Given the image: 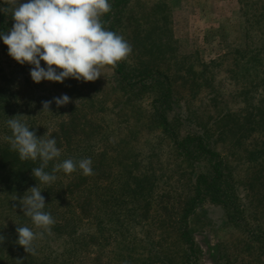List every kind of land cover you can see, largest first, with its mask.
Returning <instances> with one entry per match:
<instances>
[{
	"label": "trees",
	"instance_id": "1",
	"mask_svg": "<svg viewBox=\"0 0 264 264\" xmlns=\"http://www.w3.org/2000/svg\"><path fill=\"white\" fill-rule=\"evenodd\" d=\"M130 2L109 0L111 11L101 17L107 30L125 36L132 46L128 58L113 68V97L100 96L102 89L95 82L71 77L55 82L71 102L50 105L53 115L59 116L51 130H38L33 120L23 118L29 100L18 102L0 63V235L5 237L0 264H205V248L196 234L209 204L227 213L230 239L217 249L221 258L227 264H235L233 258L238 256L242 258L238 264H264V212L257 210L264 208V192H258L259 202L253 204L249 182H240L217 151L227 139L254 165L264 162V140L252 146L243 140L262 137L264 110L244 115L229 114L224 106L217 114L185 110L165 56L175 50L168 5L156 4L153 13L141 17L127 14ZM6 7L0 0V8ZM238 17V30L246 38L240 45L227 42L226 72L237 93L254 103L259 89H264V0H240ZM13 24L11 15L0 11V32L6 33ZM126 26L132 29L130 35ZM0 48L21 65L8 54L2 38ZM215 63H202L205 70L200 75L195 65L187 70L182 66L191 100L197 88L208 91L209 112L210 104L219 108L225 96L214 81L200 82L196 76ZM108 101L118 111H111ZM11 118L25 122L37 137L55 138L61 155L45 171L51 173L55 164L68 158H91L94 174L85 176L77 167L71 174L55 173L51 184L41 183L32 175L41 161L20 160L5 139L12 135L6 123ZM257 175L252 183L262 177L258 185L264 187V171ZM34 186L41 189L44 211L55 224L43 239L34 241L36 254L31 255L16 243V228L42 229L24 215L20 200L13 197L30 194L26 192Z\"/></svg>",
	"mask_w": 264,
	"mask_h": 264
},
{
	"label": "rangeland",
	"instance_id": "2",
	"mask_svg": "<svg viewBox=\"0 0 264 264\" xmlns=\"http://www.w3.org/2000/svg\"><path fill=\"white\" fill-rule=\"evenodd\" d=\"M19 2L25 3L27 0H19ZM159 3H166L170 11V24L168 27H170L172 47L175 50H172L174 54L167 52L165 56L167 57V64H170L174 71L178 96H181V104L183 102L184 109H189V112L193 109L200 115L202 112L206 115L217 114L222 106H224L223 111L225 112L234 114L241 111L242 115L249 111L264 110L261 105L264 104V100L260 101V99L264 98L262 97L264 96V89H259L260 95L256 98L258 102H250L246 99V95L237 93L238 90H236L234 83L232 84L226 72L230 68V66H227L229 62V55L226 54L228 51V48H226L227 42L228 45L236 42H239L240 45L246 38V35L238 30L240 0H131L127 14L131 12L134 15L143 17L148 12L153 13V7ZM155 17L159 19V13ZM131 30L130 27L126 26L125 31L128 35H130ZM3 55L0 48V63L5 68V75L11 80L10 88L17 95L18 102L22 104L27 99L29 100L24 108L26 110L23 111L21 108V111L27 114L23 118L33 120V125L38 130L44 131L45 127L51 130L50 127L55 126V119H58L59 116L55 115V117L51 111H42V101L51 100L54 103V97H60L67 94V92L58 88L54 81L42 80L39 83L34 82L30 76V69L34 67L33 65L28 63L25 66L17 65L16 62ZM212 61H216V63L212 64L208 72L206 71L202 76H196L198 77L197 80L200 82H203V79L214 81L216 88H220L219 92H223L225 98L219 108L218 105H214L215 103L210 104L211 111L209 112L208 91L205 87L197 88L194 93L196 98L191 100L192 93L188 87L187 75L183 71L182 66L187 70L191 65H195L194 69L200 75L205 70L202 67V63H211ZM173 62L176 63L173 64ZM41 66L47 67L44 61H41ZM101 71L103 74L95 81H91V83L95 82V86L102 89L99 92L100 96L103 94L108 99L112 98L110 91L113 84L111 78L115 74L114 69L111 66H106ZM83 91L87 92L86 90ZM89 92H93V90L90 89ZM49 96L52 98H49ZM143 103L146 105L147 100ZM181 104L177 107L181 108ZM108 106L111 111H118L117 107L114 108V104L109 103V101ZM260 135H262L260 138L243 140L248 146H252L264 140V133H260ZM217 151L230 163L231 171H233V174L240 182H249L250 194H254L252 198L253 204H257L259 202L257 199L260 197L258 192L260 190L264 192V187L258 185L262 177L259 178V181H256L255 185L251 180L256 176L258 178L259 175L257 174L264 171V162L254 165L253 162L244 157L243 151L237 152L227 139L217 146ZM164 154L166 153L164 152ZM201 168L202 166L200 165L197 169L200 170ZM175 177L178 178V175ZM246 186L248 187V184ZM206 209L207 212H204L199 219L201 231L196 234L205 248V264H227L217 250L220 244L230 239L226 226L227 213L219 205L209 204L206 205ZM257 210L261 215L264 212L262 206L257 208ZM212 250L217 252L213 254ZM233 259L235 264H238L242 258L238 256Z\"/></svg>",
	"mask_w": 264,
	"mask_h": 264
},
{
	"label": "clouds",
	"instance_id": "3",
	"mask_svg": "<svg viewBox=\"0 0 264 264\" xmlns=\"http://www.w3.org/2000/svg\"><path fill=\"white\" fill-rule=\"evenodd\" d=\"M8 5L0 8L10 14L14 24L6 33L0 32V38L8 46V54L21 65H33L30 69L31 79L39 83L42 80L63 82L65 78L78 81H95L106 66L116 67L132 52L130 43L120 34L107 30L101 17L111 11L109 0H4ZM44 61L46 68L41 66ZM59 69V71H58ZM56 105L70 102L68 95L54 97ZM52 101H42L43 110L50 111ZM12 135L5 137L11 150L18 152L20 160L39 159V167L32 169V175L43 184L53 183L55 173L63 171L71 174L82 170L83 175H92L91 158L75 161L72 158L57 163L51 173L45 171L49 162L60 157L54 137H37L25 122L19 118L7 120ZM20 200L24 215L29 217L40 232H34L27 226H17L18 240L26 253L36 254L34 241L43 239L55 224L53 216L44 211L45 198L41 189L34 186L28 189ZM5 240L0 235V243Z\"/></svg>",
	"mask_w": 264,
	"mask_h": 264
}]
</instances>
